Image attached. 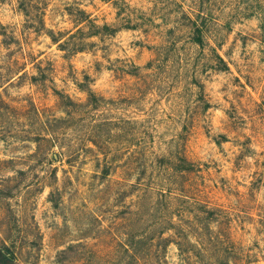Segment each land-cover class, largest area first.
<instances>
[{"label": "rangeland", "instance_id": "obj_1", "mask_svg": "<svg viewBox=\"0 0 264 264\" xmlns=\"http://www.w3.org/2000/svg\"><path fill=\"white\" fill-rule=\"evenodd\" d=\"M4 244L264 264V0H0Z\"/></svg>", "mask_w": 264, "mask_h": 264}, {"label": "trees", "instance_id": "obj_2", "mask_svg": "<svg viewBox=\"0 0 264 264\" xmlns=\"http://www.w3.org/2000/svg\"><path fill=\"white\" fill-rule=\"evenodd\" d=\"M202 32L203 30H201V28L198 27V34L195 37L196 41L199 43L203 42V36H202ZM183 160L187 161V159L185 157H183ZM15 252L6 244H4L3 249H0V264H8L11 261V257L10 255L14 256Z\"/></svg>", "mask_w": 264, "mask_h": 264}]
</instances>
